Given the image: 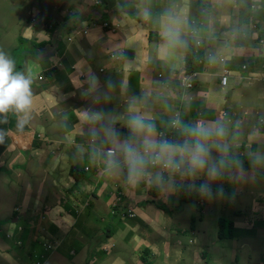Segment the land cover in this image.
Segmentation results:
<instances>
[{
	"label": "crops",
	"instance_id": "0c3cea01",
	"mask_svg": "<svg viewBox=\"0 0 264 264\" xmlns=\"http://www.w3.org/2000/svg\"><path fill=\"white\" fill-rule=\"evenodd\" d=\"M262 1L263 9L258 15V20L260 26L264 29V0ZM128 2L127 8H130V12L135 15V18L133 17L130 33H123L122 39L125 41L124 46L129 48L127 52L130 50L128 61L125 63H128L130 69L138 77L136 82L138 84L137 91H127L126 82L124 91L122 90L123 84L120 87L119 78L123 77L124 81H130L126 78V74L131 72L126 64L122 63L115 66L114 73L108 75L105 86L97 92V95L89 93L80 95V90L87 91V89L78 80L77 76L67 77V82L70 87L73 85V89L63 97H59L53 92L54 86L58 81L47 78L44 82L34 81L32 83L33 87L31 86V105H33L32 111L38 116L34 118L35 127L31 126L29 121H25L19 115H16L15 110H10L11 113H4L0 116V134L6 136L9 142L8 134L12 128L27 142H31L37 136L38 145L32 153H34V157L41 164H39L40 170L34 167L33 173L29 175V177L34 175L31 184L37 190L34 199L27 204L21 203L19 206H15L11 211L7 208L4 211H0V264H32L31 256L38 251L41 252L40 242L53 238L62 239V243L56 252L50 254L45 264H180V258H186V256L181 257L178 251L173 249V246L170 250H174V254H169L166 260H163L162 252L157 247L150 248L148 252L145 250L141 255L134 253L133 249L136 247L134 240L138 242L143 239L141 225L145 226L146 231L155 235L164 234L166 227L173 229V223L163 222L159 218L163 213L152 205L148 206H151L154 214L148 215L150 219H140L141 222L134 221L139 227L136 230L131 227L129 222L123 223L121 220H115L109 223L108 227H105L104 221L102 219L99 220L100 214L109 210L111 205L109 200L113 198L112 194H106L112 190L108 187L109 184L112 185L113 189L116 187L124 192H130L133 181L129 177L128 170L123 171L119 175V169H114L112 174L102 179V185H99L97 189L94 188L93 178L85 175L83 171L80 180L74 185L70 181L69 174L59 179L52 178L54 184L46 180L43 175L44 172L48 171L52 158L61 150H65V164L71 163L75 153L80 149L89 148L92 156L94 155L93 147L84 146L81 143L80 138L85 136L84 132L86 130L92 131L90 137H98L107 148L113 147V145H108V143L113 141V138L109 135L112 130L117 133L118 141L123 143L132 139V143L138 145L139 138L134 136L128 127V121L132 115L139 114L144 116L147 120L154 123L156 131L159 129L164 130L167 122L181 115V110L178 108L181 92L177 90V83L181 76V62L178 58L177 50L167 45L163 32L169 23L168 17L172 16L179 20L177 27L181 36L184 32L186 21L195 8L189 6L179 9L165 1L153 7L150 16L145 18V20L137 15L139 13L138 8L132 4L131 0H128ZM113 12L117 14L124 12V10L117 8ZM243 15L247 14L243 13ZM107 17L109 18L108 15ZM130 17L128 13L126 18ZM155 21L158 23L156 28ZM134 22L140 24L144 30H136L137 27ZM162 24L164 25L162 26ZM156 35H161V37L158 40H152ZM147 36L152 41L148 45H143L142 52L150 56L139 61L140 49L135 47V44L139 43L141 37L147 39ZM181 39L184 41L182 46H186L187 40L182 36ZM110 42L112 41L110 40ZM120 47H122L121 43H119L117 48ZM115 49L111 51H117ZM68 53L72 56L74 63L78 62L80 67L83 68L84 64L87 63L86 60L80 61V59L75 58V52ZM44 60H38V69L43 66L42 61ZM106 64L108 65L109 62H106ZM124 67V72L117 74V71H122ZM158 74H161L162 77L158 78ZM163 79L168 84V87L161 85ZM203 84L204 81L202 83L203 87L196 90V100L198 102L204 100L203 96L206 87ZM117 86L120 87L121 97ZM252 86L253 88L257 87V94L250 92L244 94V92H241L244 89L241 88L234 93L241 94L235 103L231 101L233 100L229 95L231 92H226L225 94L229 96L228 107L235 109L241 117L239 124L243 138L239 144L238 154L241 158H246L249 164L242 168H231L225 162L221 164L222 160L219 156L228 154L230 145L225 148L210 146L209 166L215 164L220 175L215 179H211L207 174V168L204 171H197V178L195 179H197L198 184L190 185L189 187L192 193H202L200 187L205 182L209 183L211 190L213 188L218 190L223 186L228 187L238 210L253 220L246 227L240 224L238 220L233 222L234 228L238 229L242 236L228 238L227 241L232 245V249H221L225 244L226 235L223 233L224 236L219 239L218 227L208 231L211 244H214L213 240L215 237L219 240L215 243L217 245L215 259L220 261L221 259L219 258L223 257L221 264H246L243 257L242 243L246 242L247 238L245 236L247 233L252 231H254V237L252 238L256 240L257 234L261 230V225L256 226V224L264 222V199L262 198L264 192V162L262 164L258 163L259 153L264 149L262 144L264 141L262 136L264 129L262 127L264 126L259 128L253 126L255 124L252 119L253 116L264 112V88L255 82L252 83ZM241 97H243L245 102H240ZM70 98H77L78 102L75 108L71 109L65 106L66 101ZM258 104H261V108L255 109ZM245 107H248L249 110ZM69 113L74 114L78 121H83L84 123V127H76L73 130V136L53 139L46 129L42 130L39 126L40 123L44 122L46 116L51 115L60 122L57 129L62 133H68L70 129L63 122L67 120ZM97 115L99 118L95 119L94 117ZM246 115L249 118H246ZM18 117L24 122V130L17 129ZM111 122L116 124L112 125ZM225 136H227L226 132ZM83 141L85 142V140ZM5 149L10 153L12 150L14 151L10 144L6 145ZM16 160L21 159L18 158L15 152L11 157L8 154L5 157L6 169L12 174V178L15 177L18 182L20 181V187H23L25 184L22 183L21 177L24 176L13 169ZM92 162L93 157L88 161L75 162V164L80 167ZM246 166H251L252 171L248 172L245 169ZM146 172L148 173V183L158 187L160 181L153 177L160 172L158 170L152 171L148 166ZM238 185H243L242 190L248 193L246 194L248 197L247 202L243 199H240V201L236 199L235 190ZM40 187L44 188L43 193L39 192L38 189ZM71 188H76L83 192L82 195L84 197L72 199L70 195H66L65 202L58 203L57 199H59V196ZM134 190L140 192L137 187ZM171 193L177 199L176 206H179L178 200L182 191L176 190ZM71 194L73 195L72 192ZM54 195L57 196L52 198ZM139 197L143 200L142 196ZM102 198L105 199L103 204L87 205L92 199L99 200ZM154 199L157 201L159 197ZM261 201H263V204H261ZM253 202L259 203L260 208L256 209ZM128 205L131 206L130 204ZM67 206L69 208H66ZM73 213H79L78 218H75V215H72ZM170 213L173 216L177 215L173 211ZM9 214H11V217L7 218L5 215ZM204 214L206 213H195L190 224L187 219L181 220L183 221L181 223L187 221L188 227L196 231L194 234L203 235L204 231L202 229L204 226H201L200 222ZM73 219L75 223L71 225ZM258 242L260 241L258 240ZM29 254L30 258H28ZM208 255L212 256L213 254L208 251L204 257L207 258ZM225 257H229L231 260L225 261ZM187 259L182 264H196V262L204 264L199 261L198 257H188ZM234 259H241L242 262Z\"/></svg>",
	"mask_w": 264,
	"mask_h": 264
},
{
	"label": "rangeland",
	"instance_id": "374dc122",
	"mask_svg": "<svg viewBox=\"0 0 264 264\" xmlns=\"http://www.w3.org/2000/svg\"><path fill=\"white\" fill-rule=\"evenodd\" d=\"M165 1H168L171 6H175L179 9H182L183 7L187 8L189 6L195 8L192 11L190 17L187 19L184 32L181 34V36L187 40V44L188 42L194 41L195 54L202 53L207 50L212 52L211 56L208 55L204 59L206 64L205 69L207 72H209V74L217 75L221 71V63L227 62L231 63L230 65L232 66L233 70H235L240 65V63H246L248 70L252 69L253 64L257 61L258 54L254 51V39L248 30V20H243L242 15L248 3L250 1L256 2L257 0H238L235 6L232 4L236 0H131L132 4L138 8L139 13H137V15L143 17L144 19L150 16L153 7ZM74 2L75 1L73 0H0V52H3L7 58L13 61V50L19 48L23 42H28L27 44H29L30 47L32 46L33 50L36 47L39 48L42 44H47L48 42L50 43V41H52L51 32L44 31L40 26L34 28L33 26H26L24 23V20H26V17L29 15V13L30 16L43 15L51 24H58V29L64 32L62 43L65 45L66 53L68 55H70L68 52H75V58L80 59V61L83 59L90 61L85 63L83 68L81 67V70L83 71L82 74L91 73V69L97 67L104 70V67L101 64L106 63L104 61L105 54L107 53L109 56L110 52H114L111 50L116 48L115 50L122 52V49L121 47L117 48L119 43L115 42L116 40L113 38V36H109L110 39L113 38L111 40L112 42H110L108 40L94 38L93 34L88 37V34L95 30L109 31L110 33H114L117 29H120L123 26L125 28H130L133 25V18H126V15H128L129 12L127 8L128 0H115V3L111 8L107 6V9H105L104 6V8L100 10H95L93 8V6L98 4V0H79L75 3ZM73 3L76 7L72 6ZM117 8L124 10V12L115 14L113 11H115ZM102 13L109 16L108 23L105 22V19H103L102 23L98 24L97 21H99L101 18ZM20 17H22V20ZM66 17L70 18L69 22L65 21ZM105 25H107V27H105ZM157 26L158 23L156 22L155 28ZM48 33H50V35H48ZM125 33L129 34L130 31H126ZM160 37L161 35H156V37H153L152 40H158ZM59 38L60 35L55 37V39ZM151 41L147 40L145 45H148ZM184 47L185 46L176 47L174 50H177L178 58L181 62L182 77L186 78L192 73H189L185 68L183 53ZM53 51V47H47L44 56L48 57L52 55ZM41 56L42 55L33 56L26 54L24 63L22 64V75L29 79L31 84L36 81V73H43V69L52 68L54 65V61H50L51 58H46L44 61H42L43 68L40 67L38 69V60H41ZM65 58V55L62 57L58 56L61 64ZM68 60L72 65L73 61L69 58ZM121 61L123 60H117V62ZM117 62L108 65L106 64V66L114 67ZM126 66L129 67L128 64H126ZM99 72H101V70H99ZM213 75L205 79L203 84L206 87L203 96L205 101L204 107H206L208 111H213L215 113V120L213 122L207 123L206 126L215 127L220 125L225 129L226 135L228 137H213L212 142H210V146L225 148L230 145L229 152L238 154L240 149L239 143L243 138L242 130L239 124L241 119L237 113L235 117L233 116L232 109L230 110L228 107L229 96L225 95L226 93L224 92H231L229 95L233 100H230L235 103L241 94L234 93L239 91L242 86L248 85L251 81L246 76H232L229 79L227 87L218 88L216 82L217 80ZM58 76V83L55 84L53 92L59 97H63L67 93L69 94V92L73 89V85L70 87L66 78L62 76L58 78ZM107 80L108 76L106 79H101L98 81L81 82L87 91L80 90V95H84L86 93L97 95V92L105 86ZM119 82L120 87L123 84V91L125 90V82L127 91H137L138 89L136 80L124 81L123 77H121L119 78ZM196 86L197 85L195 81L193 82L191 88L182 89L181 94L183 103H185L189 97L192 99L196 98ZM117 87L121 97L120 87ZM257 90V87H251L244 89L241 92H244V94L249 92L257 94ZM260 108L261 104H258V106L255 107V109ZM32 109L33 105H31L27 111H16L15 114L19 115V117L23 118L25 121H29L31 126L35 127L34 118H37L38 116L32 111ZM224 110L229 112L230 120L228 122L222 123L221 117ZM3 114L4 113H0V116ZM59 123L60 122L57 118L49 115L45 117L44 122L40 123L39 126L42 128V130L46 129L53 139H62L73 136L72 132L76 127H84L83 121H78L76 116L74 114L72 115V113H69L67 115V120L63 122V124L70 129V132H60L57 129ZM111 124L114 125L116 123L111 122ZM21 127L22 124L17 122V129H21ZM262 128L264 129V127ZM84 134L85 136L82 138L88 137L90 134H92V131L86 130ZM262 136L264 138V132ZM250 138H252V136H250ZM132 141L133 140L131 139L129 142L132 143ZM8 144H10L9 139L6 136L0 134V211H4L6 208L11 211L15 206H19L21 203L27 204L34 199L37 191L36 188L31 185L34 175L32 177H29V175L33 173L34 167L37 170L41 169L39 167L40 162L34 157V153H31L30 151H23L20 155L22 159L16 160L13 169L24 176L21 177V179L22 183L25 185L20 187V181L18 182L15 177L12 178L11 173H1L2 170L5 169L4 166H6L5 157L8 154L11 157L14 152L17 155L19 154L17 150H12L11 153L7 151L5 146ZM113 144L114 140L111 141V143H108V145ZM262 144L264 145V141ZM27 147L28 145L25 146V148ZM252 149H254V147H252ZM64 151L65 150H61L52 158L48 171L43 173L44 178L51 183H53L52 178L59 179L61 177L67 176L70 167L72 165L77 166L75 162L90 160L93 157L89 148L80 149L75 153L73 161L71 163L65 164ZM239 159L241 162L240 166L249 164L246 158ZM263 162L264 149L259 153L258 163L262 164ZM245 169L248 172L252 171L251 166H246ZM160 171L163 176V182L159 183L160 188L150 185L148 183L147 175L136 182H132L131 190H129L130 192H124L122 189L115 187V190L122 198L120 202L126 205L130 204V207L133 208V210L130 212L132 218H125L120 208L117 211H114L113 215L110 214L109 211L102 212L100 214V218L104 221V226L108 227L109 223L114 222L119 218L118 220H121L123 223L129 222L133 229H139L134 221H138V219H150L148 215L154 214L153 209L148 205L154 206L155 209H158L163 213L159 216L163 222H173L174 226L177 225L176 222H178V220L185 219H187L190 224L195 213L204 212L206 214H204L203 220L200 222V225L204 226L202 229L204 231L203 235L194 234L196 231H193L191 228L190 235H192L193 238L184 237L183 234L185 232V228L188 226L187 221H185V223H180V225L183 226L180 231L174 228L166 234L158 235L146 231L145 226L141 225L143 239L139 240L138 242L134 240L136 247L133 249V251L135 254L141 255L143 252H145V250L148 252L150 248L157 247L162 252V256L164 257L163 260H166V257L169 254H174V250H176L181 257L186 256V258H180V264L185 262V259L188 257H198L199 261L204 264H221L223 257L219 258L221 259L220 261L215 259L217 254V245L215 243H217L219 240L217 237H215L213 240L214 244H211L208 234V231L217 227V225L214 223V219L217 216H221L222 218L231 220L233 222L238 220L239 223L244 227L252 223L253 220L241 211L231 214L229 211V203L227 201L229 188L223 186L218 190H214V188L211 190L209 188L208 182H205L204 185L208 186L211 195L209 196L204 193L202 194L196 192L198 197L195 199V201L186 205L184 210L180 213L178 211L179 206H176L177 199L172 195L171 192L179 190L182 180H180L177 174H172L162 168ZM122 172L123 170H120L119 175H121ZM188 177L190 185L198 184L197 179H195L197 178V173L194 175H188ZM104 178L105 176L101 175V179ZM135 187L139 188L140 192L135 191ZM221 189L223 190L222 194ZM38 190L40 193L44 192V188L40 187ZM68 191L73 193L71 196L72 199H80L81 197H84L82 195L83 192H80L76 188H71ZM112 192L113 190H110L106 194L109 195L112 194ZM55 196L57 195L52 196V198H55ZM139 196H142L143 200H141ZM156 197H159L157 201L154 199ZM237 198H239V196H237ZM262 198L264 199V192L262 194ZM57 200L58 203H64L66 200V192H63ZM109 201L115 203V201ZM140 201L141 203H139ZM104 202V198L99 200L92 199L87 205L103 204ZM172 211L176 212L177 215L168 217L166 213H170ZM72 215H75V218H78L79 213H73ZM5 216L10 218L11 214ZM262 224H264V222L258 223L256 226H260ZM245 237L247 240L246 242L242 243L243 257L245 259L244 262L246 264H264V246L261 245V242H258V240L252 238L254 237V233H250ZM224 240L225 244L221 249H232V245L227 241L228 238H225ZM180 242H183V244L185 242L188 244L192 243L194 244V247L186 246L185 244L181 245L179 244ZM172 246L174 250H170ZM208 251L213 255H208V257L205 258L204 256L207 255ZM229 260H231L229 257H225V261ZM234 260L242 262L241 259ZM196 264L198 263L196 262Z\"/></svg>",
	"mask_w": 264,
	"mask_h": 264
},
{
	"label": "clouds",
	"instance_id": "9594fccd",
	"mask_svg": "<svg viewBox=\"0 0 264 264\" xmlns=\"http://www.w3.org/2000/svg\"><path fill=\"white\" fill-rule=\"evenodd\" d=\"M237 1L238 0L233 2L232 5L235 6ZM262 9L263 1L257 0L256 2L250 1L244 11V14H247L246 20H248V30L254 39V51L258 54L257 61L253 64L251 69L252 75H247L246 71H243L244 69L242 68L241 71H243V73L239 72L240 69L238 67L233 70L230 62L221 63V71L219 70L220 72L217 75L209 74L205 69L206 64L204 59L208 55L211 56L212 52L207 50L199 53L198 61H192V65L188 66L187 69L189 73L198 74L197 78L193 81H196L197 88H202L204 79H207L212 75L217 80L218 88L227 87L229 79L232 76H246L249 78L251 82L241 88H251L253 87L252 83L254 82L264 88V29H262L258 20V15ZM168 20L169 23L163 32L164 39L168 46L173 48L180 47L184 44V41L181 39L180 31L177 27L179 20L172 16H169ZM111 56L114 55L109 56V64L117 62V60L111 59ZM121 59L123 60V57H121ZM185 63L187 64V62ZM243 64L247 66L246 63ZM55 65L56 68L61 69L59 60H57ZM13 69V61L7 58L3 52H0V113L9 114L11 113L10 110L25 112L32 104L31 81L20 73H14ZM50 69L52 68H47L43 70V72H47ZM223 70L227 71L229 75L227 83L225 85H220L219 75ZM157 76L158 78L162 77L161 74H158ZM35 78H37V73ZM181 78L182 72L179 80H181ZM37 79L40 80L39 78ZM166 84L165 81L164 83H161L164 87H168V84ZM179 87L181 88V86ZM204 104V100L198 102L196 98L192 99L191 97L183 103L181 94L180 102L178 104V108L181 110V115L167 122L165 130L156 131L154 123L147 120L144 116L139 114L132 115L129 118L128 127L130 132L139 138L138 145L130 143L129 141H124L123 143L119 142L117 139V133L114 130L109 132V135L114 140L112 148L105 147L102 144V140L96 136L90 137L91 134L86 138H80L81 143L84 146L93 147L92 150L94 151V155L92 163L81 165L79 168H82L85 175L93 178L95 189H97L99 185H102L101 175L108 177L109 174H112L114 169H119L118 171L128 170L130 179L133 182H136L145 175H148L146 172L147 166H150L152 169L150 167L149 169L152 171L158 170L160 172L156 173L153 178L159 180L161 183L163 182V176L160 171L161 168L172 174L178 175L179 173L182 176L194 175L197 171H204L207 168L208 176L211 179L217 178L220 175L218 168L215 164L209 166L210 142H212L213 137L220 138L225 136V129L220 125L215 127L206 126L207 123L213 122L215 118L213 121H210L204 117L202 111L207 110L206 107H204ZM229 109L231 110V108ZM232 112L237 113L235 109H232ZM237 115L240 117L238 113ZM94 118L98 119L99 116L97 115ZM252 119L255 124L253 126L258 128L264 126V112L257 114L254 118L252 117ZM229 120V112L224 110L222 112L221 122H228ZM17 122L22 124L21 129L24 130L25 125L23 120L18 117ZM193 124L195 126L190 127ZM180 132L191 137V140H185L182 144L170 143V141H173L175 136ZM15 133L18 132H15L14 128L9 131L10 145L14 151L17 150L19 152L17 155L18 158L22 159L20 155L23 151H30L32 153V151L37 148L38 144L34 146V139L31 142H27L21 135H19V133ZM83 140H85V142ZM16 142L21 144L23 150H20V147L16 145ZM26 145H28L27 148H25ZM57 150H59V148H57ZM220 163L222 164L223 161ZM73 166L75 165H72L71 167ZM90 171L91 173H89ZM178 176L180 180H182L180 175ZM79 180L80 178L78 181ZM78 181H74V183H77ZM183 182L184 180H182L181 186L183 185ZM108 187L113 190L112 201H115V203L111 202L108 210L109 213L113 215L114 211H117L120 208L125 218H132L130 212L133 208L120 202L122 198L119 196V193L112 188L111 184H109ZM158 188H160V186H158ZM200 191L206 195H211L210 189L207 185H201ZM222 193L223 190L221 189V194ZM197 197L193 198L190 203H185V205L191 204ZM100 219L101 218L99 217V220ZM74 223L75 220L71 222V225ZM61 243L62 239L59 238L40 242L41 252L38 251L31 256L32 264H45L50 254L56 252L61 246ZM28 258H30V256H28Z\"/></svg>",
	"mask_w": 264,
	"mask_h": 264
},
{
	"label": "trees",
	"instance_id": "16d2710c",
	"mask_svg": "<svg viewBox=\"0 0 264 264\" xmlns=\"http://www.w3.org/2000/svg\"><path fill=\"white\" fill-rule=\"evenodd\" d=\"M75 2L79 1V0H73ZM98 4L93 6V8L95 10H100V9H103L104 6H105V9H107V6H109V8H111L114 3H115V0H98ZM74 2V3H75ZM73 3V7H76L75 4ZM130 9V8H129ZM128 9V13L130 14L131 18H133L135 15H133L130 10ZM135 18V17H134ZM243 20H246L247 19V16L246 15H243L242 16ZM22 20V18H20ZM105 19V22L108 23V17L107 15L105 14H101V18L99 19V21H97L98 24L102 23V20ZM65 21L69 22L70 21V18L66 17L65 18ZM24 23L26 26H33L34 28H36L37 26H40L44 31L46 32H51L52 33V41H50V43L48 42L47 44H42L40 45V47H36L32 48V46L30 47L29 44H27L28 42H23V44L13 50V64L15 65L13 71L14 73H20L22 74L23 73V66L22 64L24 63V59H25V56L26 54H30V55H33V56H38L40 54H42L41 56V60H44L46 58H51L50 61H54V65L52 66V69H50L49 71L47 72H43V73H39L37 74V78L38 77H41L40 80H38L36 78V81L37 82H44L47 79H53L55 81H58L57 80V76L58 78L59 77H64L67 79L68 76H77L78 77V80L80 82H86V81H98V80H101V79H106V77L108 75H111L114 73V70H115V66H118V65H121L122 63L125 64H128V63H125L128 61V58H129V52H127V50L129 49L128 47H125L124 44H125V41L122 39V34L125 33L126 31H131V28H125L124 26L120 29H117L114 33H110L109 31H102V30H95V31H92L91 33L88 34V37H90L92 34L94 36V38H99L100 40H112L113 38L116 40L115 42H119L122 44V52H119V51H114V52H110L109 56L110 55H114L115 57H118L119 59H121V57H123V61L121 62H117L115 64L114 67H107L106 66V63L104 64H101L103 65L104 67V70L102 68H92V72L91 73H88V74H82L83 71L81 70V67L79 66L78 62H75L74 63V60L72 58V56L68 55L66 53V47L65 45L62 43V38L64 36V32L62 30H59L58 27L59 25L58 24H51L48 19L41 15V16H38V15H32L30 16V13L29 15L26 17V20H24ZM31 24V25H30ZM134 25L137 27L136 30H144L140 24H138L137 22H134ZM164 24H162L163 26ZM39 30V29H38ZM48 35H50V33H48ZM58 35H60V38L59 39H55V37H57ZM109 36H113L112 39L109 38ZM147 40H150L149 39V36H147V39H145V37H141L140 40H139V43H136L135 44V47L139 48L140 49V56L138 57V60L141 61L142 59H146L148 58L150 55L146 54L145 52H142V47L143 45H145V43L147 42ZM151 41V40H150ZM47 47H53L54 51H53V54L48 56V57H45L44 56V53L46 52V48ZM183 53H184V56H185V62H187V64L185 63V67L186 69H188V66H191L192 65V61H198V54H195V47H194V41H191V42H188V44L184 47V50H183ZM66 56V58L62 61V64L60 63V60L58 59V56L59 57H62V56ZM108 54L106 53L105 54V62H109L110 59H108ZM72 60V65L69 63V60ZM57 60H59V63L61 65V69L60 68H56V62ZM83 60H86L87 62H90L89 60L87 59H83ZM238 68L240 69V73H243V71H246V74L247 75H252V72L251 70H248V66H246L245 64L243 63H240V65L238 66ZM241 68H244L243 71H241ZM128 69L131 71L129 74H126V78L128 80H131V81H134L136 80V82L138 81V77L134 74L133 70L130 69V67H128ZM99 70H101V72H99ZM125 70V67L122 71H117V74H122ZM61 73H64V74H61ZM132 73V74H131ZM163 83H164V79H163ZM32 86V84H31ZM180 86V80H178V83H177V90L179 92L182 91V88L179 87ZM33 87V86H32ZM246 87H244L243 89H245ZM77 98H70L66 101L65 103V106L67 108H75L77 106ZM240 102H245V100L243 99V97H241V101ZM251 107V106H250ZM246 109L249 110L248 107H245ZM204 117L210 121H213L214 118H215V113L213 111H208V110H203L202 111ZM236 113H233V116L235 117ZM256 116V115H255ZM253 116V118L255 117ZM246 118H249V116L246 115ZM195 125H191L190 127H194ZM161 130V129H159ZM165 130V129H164ZM185 140H191V137L189 136H186L183 132H180L179 134H177L174 138L173 141H170V143H173V144H182ZM242 142V140H240V143ZM239 143V144H240ZM38 143H37V136L34 137V140H33V145L36 146ZM219 158L225 162V164L227 166H230L231 168H242L244 166H240L241 165V162H240V159L241 156L239 154H233L232 152H229L228 154L226 155H220ZM4 170H2L1 173H5V174H9V171L6 169V166H4ZM178 175H180L181 179L184 180L183 182V185L181 186L180 188V191H182L181 195H180V199L178 200V204H179V207H178V211L181 213L183 210H184V207L186 206L185 203H190L192 201L193 198L197 197L198 195L196 193H192L191 190H189V187H190V181H189V177L188 175H181L178 173ZM82 176V168H79L77 166H73L70 168L69 170V178H70V181L72 182V185H74V181H78V179ZM242 186L243 185H238L235 190V197L237 200L240 201V199H243L245 200V202H247L248 200V197L246 196V194H248L246 191H243L242 190ZM66 195H70L72 196L71 192L66 190ZM237 196H239V198H237ZM227 201L229 203V211L231 212V214H234L235 212L237 211H240L238 210V208L235 206V203L234 201L232 200V194H228L227 196ZM261 204H263V201H261ZM253 205H255L256 209H259L260 208V205L259 203H255L253 202ZM66 208H69V206H67ZM166 215L168 217H173V214L172 213H166ZM175 216V215H174ZM203 220V218L201 219V221ZM139 222L140 219H138ZM183 222L181 220H178L177 222V225L174 226L173 225V229L176 228L177 230H181L183 228V226L180 225V223ZM171 223V222H169ZM173 223V222H172ZM214 223L217 225L218 227V238L221 239L224 235L223 233L226 235V238H234L236 236H242V233L237 229L234 228L233 226V221L231 220H227L225 218H222L221 216H217L215 219H214ZM261 230L258 232L257 234V239L256 240H259L261 242V245L264 246V224L261 225ZM171 229L170 227H166L164 229V234L168 233L170 230H173ZM191 228H189L188 226L185 228V232L183 234L184 237H192L191 234V231H190ZM251 233H254V231H252ZM250 233H247V235H249ZM179 244L181 245H186V246H191V247H194V244L192 243H187L185 242L183 244V242H180Z\"/></svg>",
	"mask_w": 264,
	"mask_h": 264
},
{
	"label": "built area",
	"instance_id": "2783aa9c",
	"mask_svg": "<svg viewBox=\"0 0 264 264\" xmlns=\"http://www.w3.org/2000/svg\"><path fill=\"white\" fill-rule=\"evenodd\" d=\"M107 27V25H105ZM111 59L118 60V57L111 56ZM244 69V68H242ZM229 73L225 70L222 71V73L219 75V84L220 85H225L227 83V78H228ZM198 74L197 73H192L186 78H181L180 80V86L182 89H189L193 85V81L197 78ZM41 79V77H38ZM16 145L20 147V150H23V147L21 146L20 143L16 142ZM130 216V215H129Z\"/></svg>",
	"mask_w": 264,
	"mask_h": 264
},
{
	"label": "bare ground",
	"instance_id": "6f19581e",
	"mask_svg": "<svg viewBox=\"0 0 264 264\" xmlns=\"http://www.w3.org/2000/svg\"><path fill=\"white\" fill-rule=\"evenodd\" d=\"M92 23V22H91ZM83 29V28H82Z\"/></svg>",
	"mask_w": 264,
	"mask_h": 264
}]
</instances>
